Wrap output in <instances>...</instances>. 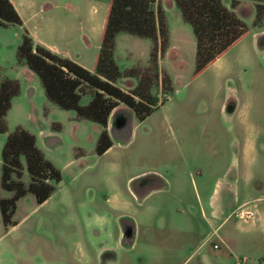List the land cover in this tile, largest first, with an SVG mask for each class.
<instances>
[{
    "label": "rangeland",
    "instance_id": "rangeland-1",
    "mask_svg": "<svg viewBox=\"0 0 264 264\" xmlns=\"http://www.w3.org/2000/svg\"><path fill=\"white\" fill-rule=\"evenodd\" d=\"M12 1L22 24L4 26L0 31V76L15 79L20 88L32 90L33 98L31 103L15 107L8 119L6 115L7 133L19 125L35 134L37 147L59 169L61 180L53 195L41 204L31 193L19 198L12 217L16 225L5 227L0 215V264H197L203 253L213 256L227 252L218 235H233L230 223L221 226L218 234L213 232L200 251L185 261L188 251L197 248L199 238L211 229L197 210L192 177L198 183V176L190 174L200 172L205 178L208 189L202 190L199 197L209 216V194L217 180L233 175L232 158L238 151L237 140L245 137V129L257 144L255 154L264 155V37L258 41L252 36L259 27L253 24L255 2L240 0L235 7L249 33L195 74L192 26L183 20L172 1L160 0L168 37L159 70L169 76L172 92L142 121L120 103L117 134L108 131L115 144L99 155L96 143L102 127L72 117V110L61 109L47 99L39 77L16 60L21 40L15 30L20 26V38L24 30L34 33L53 45L54 53L77 63L81 60L87 67L79 64L91 70L110 0ZM224 1L230 5L231 0ZM261 25L264 29V20ZM151 47L148 38L118 33L114 53L119 69L146 66ZM134 81L121 78L117 85L129 89ZM153 92L158 93V89ZM163 98L159 93V101ZM90 99V93H86L80 104ZM7 133H0V177L1 150ZM169 169L180 173L181 193L170 189L152 194L141 204L135 201L132 192L142 195L141 184L149 183V176L128 181L130 176L143 170L165 173ZM246 169L255 178L248 187L252 190L264 174V163L239 164L241 195L245 191L241 178ZM21 179L25 184L30 180L24 160ZM113 185L117 189V211L104 202ZM226 192L221 189L219 196L227 206L230 196ZM10 195L0 186V198ZM258 204L262 207V203ZM102 220L106 224L103 228L99 225ZM126 220L139 224L138 240L130 249L123 238L122 244L117 242L116 259L104 260L106 254L99 255L100 245L107 240L116 247ZM172 224L196 228V238L187 240L178 252L172 251L178 247L176 243L159 240L178 234ZM106 227L111 230L109 237L104 234ZM248 249L243 245L238 256L264 254V246L260 250Z\"/></svg>",
    "mask_w": 264,
    "mask_h": 264
},
{
    "label": "trees",
    "instance_id": "trees-1",
    "mask_svg": "<svg viewBox=\"0 0 264 264\" xmlns=\"http://www.w3.org/2000/svg\"><path fill=\"white\" fill-rule=\"evenodd\" d=\"M195 36L194 73L201 72L249 33L245 21L234 8L240 0L226 6L222 0H172ZM255 2L254 26L264 20V0ZM22 20L10 0H0V27L21 25ZM123 32L152 41L146 66L120 70L115 60V38ZM167 26L160 0H110L102 29L99 51L91 70L59 56L43 45L35 44L24 30L16 48V60L40 79L45 96L61 109L72 110L77 119H87L102 129L96 143V153L102 154L111 146L107 119L120 103L127 105L139 121L147 118L172 92L169 76L159 70L158 59L167 47ZM134 78L135 85L124 89L121 78ZM158 89V93L153 92ZM20 92L15 79L0 76V133L8 132L6 115L12 99ZM90 93L91 99L80 104L81 96ZM164 95L159 101L158 94ZM56 127H58L56 125ZM55 127V128H56ZM0 186L11 192L0 198V215L5 227L16 225L12 217L17 200L31 193L38 204L46 201L61 180L59 169L45 157L36 145L35 135L21 126L7 133L1 150ZM23 160L29 183L22 177Z\"/></svg>",
    "mask_w": 264,
    "mask_h": 264
},
{
    "label": "crops",
    "instance_id": "crops-1",
    "mask_svg": "<svg viewBox=\"0 0 264 264\" xmlns=\"http://www.w3.org/2000/svg\"><path fill=\"white\" fill-rule=\"evenodd\" d=\"M10 1L13 4V1L12 0ZM169 1L172 0H166V2ZM222 1L226 6H229L227 2H225L224 0ZM162 7L164 9V4ZM234 11H237V9L234 8ZM7 27H15V26L7 25ZM17 27H18L17 29L15 28L16 29L15 33L17 34L18 39L21 40L19 35L20 26ZM1 29H5V28L0 27V31ZM263 33H264V29L263 26L261 25L253 30L252 36L254 37V39L258 38L259 41L261 40L262 37H264ZM30 34L35 44L43 45L46 48L50 49L51 51L53 52L55 51V47L53 45L39 39V37L32 32H30ZM114 55H115V60L117 62L116 54L114 53ZM163 56L164 55H161L159 57L158 65L162 60ZM78 62L81 63L83 66L87 67L86 65H84V63H82L81 60H78ZM24 66L25 65H21V67ZM133 86L134 85L132 84L130 88H132ZM32 98H33L32 90H30L29 88L26 89L21 87L19 94L12 99L11 107L7 112V119L9 114L11 113V111H13L15 107H18L26 102L31 103L30 101ZM120 110H121V104L117 105L108 116L107 131H110V133L114 131L115 134H117V114ZM70 115L74 117L75 116L74 111H71ZM35 141H37L36 137H35ZM114 144L115 143L111 139V146L106 150L105 153L110 151V149L114 146ZM237 147H238L237 148L238 151L234 153L232 158L231 167L235 169L234 173H232L233 175L230 178L227 177L224 178V181L223 179L217 180L215 182L213 191L209 194L208 197V207L210 211L209 216L205 213V209H203L199 197L200 192L202 190L208 189L207 188L208 186H206V182L204 180L205 178L200 172H197L195 174H190V176L193 175L198 176V183L196 182L194 177H192L193 188L196 191L197 202L199 207L197 208V210L201 211V216L204 218L207 225L211 228L210 229L211 232L209 231L205 235L199 238L200 244L197 246V248L188 251L189 254L187 255L185 261H187L188 259H192L193 256L200 251L201 245L205 244L208 240L211 239L213 232H215V234H218L221 226H223L226 223H230L231 225L230 228L232 230L233 235H231L230 237L226 235H218L219 241L225 244V246L227 247V252H218V253L216 252L214 253L213 256H210L208 253H203L201 259L197 264H228V263L247 264L248 262L250 264H264V254L262 253H256L255 255H250V256L243 255V257L238 256V254H242L241 253L242 251H240L239 249H241L243 245L246 246L247 250H249L248 248L260 250L262 246H264V174L262 177L258 178L257 186L254 188L252 187V190H249L248 187L251 186L255 178L251 176L249 169H246L247 172L245 171L244 175L241 178L245 190L241 195L239 190L240 178L238 172L240 163L247 164V166L249 164L256 162L264 163V155L261 156L259 154H255L257 150V144L254 140V137L251 138V136L249 135V129H245V137L242 140L240 139L237 140ZM261 147L264 149V145H261ZM139 176L140 177L149 176V178H147L149 183L145 182V184H141L140 188L142 191V195L137 196L136 193L132 192L133 198L135 199L136 202L140 204L142 200L148 199L154 193H161L164 191H168L170 189L179 191V193L183 191V183L180 173L175 172L174 170L169 169V171L167 170L165 173H161L160 171L157 170H154L152 172L150 170H143L141 172H137L136 174L130 176L127 180L129 181L131 178L139 177ZM224 188L226 189L227 191L226 193L228 194V196H230V202L228 203L227 206L224 205L223 201H221V196H219L220 190ZM104 202L117 211V189H115L114 185L110 188V191L105 196ZM258 203H262V207H259ZM239 212H242L243 214L250 212L251 214L248 216L240 217ZM115 223H116L115 234L117 237V218ZM99 225H101L102 228L105 227L106 226L105 220L100 221ZM195 229H196L195 226H191V225L178 226L172 224V230L176 232L178 231L177 232L178 234L176 235L172 234L171 236H167L166 238H159V240L161 241L165 240L166 243L168 242L176 243L178 247H176L172 251L178 252L183 249L184 247L183 245L187 240L189 239L192 240L196 238ZM105 233H107L106 236L109 237L111 235V230H109V228L106 227L104 234ZM138 236H139V224L137 223V221L126 220L125 225L120 228L119 237L118 239H116V247H112V245L107 243L106 240L102 242V244L99 247V255L102 256L103 254H106V259L104 260L116 259L117 242L122 244L123 238H126L127 239L126 243L131 249L134 247V243L138 240ZM219 248L220 247H218L217 249Z\"/></svg>",
    "mask_w": 264,
    "mask_h": 264
},
{
    "label": "built area",
    "instance_id": "built-area-1",
    "mask_svg": "<svg viewBox=\"0 0 264 264\" xmlns=\"http://www.w3.org/2000/svg\"><path fill=\"white\" fill-rule=\"evenodd\" d=\"M251 213L250 212H248V213H242V212H239V216L240 217H242V216H248V215H250ZM214 247H217V244H214ZM241 264V263H240Z\"/></svg>",
    "mask_w": 264,
    "mask_h": 264
}]
</instances>
